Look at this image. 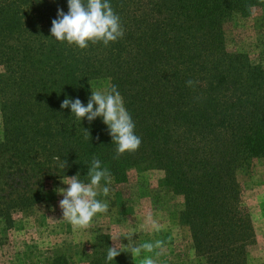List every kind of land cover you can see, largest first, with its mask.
Wrapping results in <instances>:
<instances>
[{
    "label": "trees",
    "instance_id": "trees-1",
    "mask_svg": "<svg viewBox=\"0 0 264 264\" xmlns=\"http://www.w3.org/2000/svg\"><path fill=\"white\" fill-rule=\"evenodd\" d=\"M109 2L123 37L81 50L50 34L57 10L68 11L67 0H0L5 62L0 222L10 226L11 214L28 213L42 201L45 177L85 174L99 158L96 153L115 151L102 118L79 122L70 108L60 107L65 98L86 106L90 82L108 78L142 141L135 153L117 159L120 166L107 167L111 177L122 181L131 165L165 166L175 179H167L172 188L186 195L178 213L192 225L194 249L204 263L246 264L251 238L242 227L248 222L224 197L228 189L236 196L237 168L264 160V63L226 53L221 27L251 5L264 8V0ZM188 80L199 84L193 90ZM54 156L67 160L64 171ZM109 247L108 238L94 239L83 263L132 264L127 252L107 262Z\"/></svg>",
    "mask_w": 264,
    "mask_h": 264
},
{
    "label": "rangeland",
    "instance_id": "rangeland-1",
    "mask_svg": "<svg viewBox=\"0 0 264 264\" xmlns=\"http://www.w3.org/2000/svg\"><path fill=\"white\" fill-rule=\"evenodd\" d=\"M223 49L228 54H237L251 64L264 63V8L251 5L244 13H234L222 27ZM263 66V64H262ZM264 67V66H263ZM0 136L5 141V62L0 61ZM108 78H97L90 82L91 90L107 88ZM122 96V95H121ZM95 107V106H94ZM3 142H0L3 143ZM103 167L119 163L113 159L115 151L96 153ZM168 168V167H167ZM79 173V172H77ZM44 178L42 182L43 200L34 205L28 213L10 215V226L0 222V264H84L82 254L89 250L94 239L118 238V243L128 244L126 237L133 235V241L146 242L161 239L167 242L165 251L159 257L153 255L158 264H205L197 254L192 240V225L181 218L178 212L185 208L186 195L174 190L167 181L165 166L145 168L131 165L125 168L120 182L111 177L110 183L101 181L109 188L107 197L101 193L98 199L107 200V213L97 214L88 229H74L62 220L59 201L63 198L56 193L63 176ZM80 178L88 182L87 173ZM236 196L227 190L225 202L229 209L237 211L241 219H247L248 228L242 227L250 235L251 243L245 246V263H264V160L254 158L248 166H240L234 173ZM182 186V185H181ZM151 216L154 228L147 223ZM198 231V229H194ZM202 231V230H201ZM201 231L199 233H201ZM202 234V233H201ZM127 252V250H123ZM132 264H137L132 259Z\"/></svg>",
    "mask_w": 264,
    "mask_h": 264
},
{
    "label": "clouds",
    "instance_id": "clouds-1",
    "mask_svg": "<svg viewBox=\"0 0 264 264\" xmlns=\"http://www.w3.org/2000/svg\"><path fill=\"white\" fill-rule=\"evenodd\" d=\"M68 11L65 14L57 10V18L52 20L50 34L55 41L75 46L78 49H87L90 44H103L107 47L115 43L124 35L121 19L111 6L109 0H67ZM251 7V6H249ZM198 80H188L186 86L195 89ZM95 106V107H94ZM61 109L70 108L72 115L80 122L87 119L89 123L96 118H102L112 143L116 145L115 156L119 159L125 153H135L140 145L141 138L135 134V122L124 106L123 97L116 86L91 90V95L85 106L80 99L70 100L65 98L60 105ZM84 139L88 142L90 135L88 130H83ZM98 139V137H97ZM0 142L3 137L0 136ZM56 166L64 171L67 160H61L54 156ZM88 182L80 178L79 173L71 177L63 176L62 184L66 188H57L55 191L63 198L59 201L62 211V220L69 223L74 229H88L97 214L107 213L109 203L107 200L98 199L103 194L107 197L109 188L102 186L101 181L110 183L111 173L107 167H103L99 158L94 157L87 172ZM147 223L156 227L151 216L147 217ZM133 235L126 237L128 244L118 243V238L113 239V247L107 248L106 261L112 262L123 250L131 254L137 264H158L153 255L159 257L165 251L167 242L161 239L153 241L137 242L131 239Z\"/></svg>",
    "mask_w": 264,
    "mask_h": 264
}]
</instances>
